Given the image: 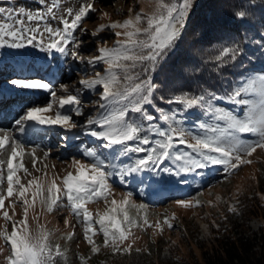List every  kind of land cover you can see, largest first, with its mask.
<instances>
[{
    "label": "rangeland",
    "instance_id": "374dc122",
    "mask_svg": "<svg viewBox=\"0 0 264 264\" xmlns=\"http://www.w3.org/2000/svg\"><path fill=\"white\" fill-rule=\"evenodd\" d=\"M50 2L51 0H49ZM90 2L97 10L89 12L83 19L82 25L74 31L76 42L80 43L79 52L85 58L99 55L98 49L101 46L112 48L117 41L125 39L124 36L115 35L117 31H124L119 28H107L99 32L97 36H92L91 33L96 32L101 24L123 23L124 20L134 19L137 14L150 16L155 11L156 0H90ZM83 3L84 0H59L54 12L57 16L64 15L65 18L71 19L66 15L68 9L75 12ZM0 7L41 11L44 6L39 4L38 0H15L14 4L9 3L8 0H0ZM105 13L107 15H104ZM29 23L36 24L37 22ZM38 23L41 29L45 25L62 27L59 19H53L51 16ZM258 23L262 24L263 21L259 19ZM128 31H133V29L129 28ZM66 47L71 49L72 44L70 43ZM0 63V87L5 86L13 91L27 90L10 84L13 79L47 82L50 84L51 91L56 93L55 99L48 90L28 89L44 96L35 107H47L48 103L53 104L52 109L38 115L54 119L59 112L70 115V122L74 121L77 124L76 128L71 129L65 128L63 125H50L42 135L41 140L44 141L42 146L40 142L32 147L24 145V155L14 162L22 163L27 169V173L23 170L17 173L21 183L27 184L28 180L33 177L50 180L55 176L57 184L62 187L63 176L68 172L76 174L73 160H80L85 164L99 160L108 171L113 169L119 171L125 166L134 165L137 158L145 156L143 152L139 154L129 152L127 155H123L124 145L105 147L106 141L92 137L83 129L89 116L102 119L108 115L109 111H116L128 103V101H122L119 105H113L108 111L100 109L97 102L100 101L103 85L84 89V86L79 83L81 80L96 79L97 73L107 77L109 75L108 65L105 62L101 61L95 66H91L86 61L81 62L71 56L61 55L55 50L45 53L39 48L28 46L25 48H0ZM112 71L117 76L122 75L121 69ZM135 71H139V69ZM48 72L52 74L51 77L46 76ZM17 73H28L29 76L18 77ZM261 74H264V68L249 71L240 78L236 89L242 86L249 89L248 93L242 94L243 98L259 100V91L264 86ZM21 75L25 76L26 74ZM62 86H68L67 93L63 91ZM116 88L122 89L123 85H116L113 90ZM77 89L80 91L77 92ZM68 94L78 95L82 102L83 115L74 114L77 106L60 107L59 99ZM23 102L29 103V100ZM214 105L241 117L247 107L244 105L237 107L224 100L214 101ZM152 106L153 102L144 104L143 108L148 112V108H152ZM27 109L19 114H26ZM154 110L155 119L151 122L145 120L139 113L128 112L125 117L129 123L142 128L137 135L140 137L149 136L152 141L161 138L158 134H150L147 131L149 124H154L161 130H167L169 123L174 127L183 128L187 135V143H194L191 140L192 135H204V130L200 128V125L212 123L210 117L204 115L206 109L199 105L193 106L191 109L184 107L173 113L166 112L164 109L158 111L155 106ZM164 115H168L170 121H164ZM177 121H179L178 124ZM220 123L223 126V122ZM90 127L97 131L106 130L97 125ZM1 129L3 127H0ZM15 129L18 128L15 127ZM237 135L245 142H253L258 139L257 135L251 133H238ZM125 143L132 146L138 142L133 140ZM174 145L171 151L175 154H182L184 151L191 152L186 144H179L174 140ZM84 152H89L92 155L85 156ZM4 153L9 154L6 150ZM45 153L48 155L46 156ZM35 157L43 159L44 162L37 163ZM246 158L250 159L252 163L240 165L238 169L233 170L231 175L227 176L219 168L213 167L198 170L199 174L189 175H171L163 172L158 175L152 172L137 173L128 175L125 183H121L115 176L109 178L112 191L110 199L120 201L123 199L122 194L125 191L134 193L133 197L129 199V203L124 207L130 218L135 221V226L124 225L130 235L129 239L120 245V248L123 249L131 244V250L128 252L113 251L111 245L106 246L104 243L103 232L100 230L98 220L99 216L107 211L109 205L102 198L90 201L85 205L90 213L95 233L94 235L89 233V235H92L94 245L98 249L96 252L92 251V245L84 237L87 222L83 220L82 213L77 218L70 207L66 206L68 204L66 197L58 201L61 206L54 208L51 213L44 210L37 201L35 208L29 209L28 212L29 234L33 237H38L42 233L47 235V243L53 253L54 264H99L103 260L108 261L109 264H132L134 260L136 264L138 262V264H202L201 247H211L214 231L219 230L221 225L227 227L230 224L229 215L239 216L243 210L244 202L253 204L255 201L250 217L248 216L250 219L246 222L254 229L263 223L256 214L264 210V185L261 183V178L264 176V149L258 148L256 152ZM183 164V160L174 163L165 160L161 168L166 165L178 168ZM4 165L2 171L5 179L0 181V194H6V164ZM178 200L191 201L192 206L185 208L177 203ZM133 204L137 207L132 206ZM141 204L145 207L139 208L138 205ZM230 208H235L236 211H229ZM3 211H7L14 220L24 219L22 202L14 195L5 200L4 208L0 209V231H11V221L6 222L3 219ZM145 218L148 221L147 225L144 224ZM65 219L68 220L67 224H65ZM166 219L173 225L172 228H169L165 223ZM156 223H160L161 228L157 229ZM105 226H108L107 221ZM57 245L62 255L56 254ZM0 248L5 249L4 252H0V264H7V250L10 248V244H6L0 238ZM136 249L140 251H136Z\"/></svg>",
    "mask_w": 264,
    "mask_h": 264
},
{
    "label": "snow or ice",
    "instance_id": "6c2138e0",
    "mask_svg": "<svg viewBox=\"0 0 264 264\" xmlns=\"http://www.w3.org/2000/svg\"><path fill=\"white\" fill-rule=\"evenodd\" d=\"M14 4L15 0H8ZM43 5L41 11H26L23 8L16 9L0 7V48H25L28 46L39 48L42 52H51L55 50L61 55L71 56L81 62H87L91 66L103 61L108 65L107 77L97 73L94 80H81L79 83L84 89H92L95 85H103V91L100 101L97 102L100 109L108 111L113 105H119L122 101H128L122 108L116 111H109L108 115L102 119L89 116L83 129L92 137L106 141L105 147L109 145H124L123 155L132 153H145L142 158H137L132 166L116 171H108L106 166L99 160L94 163L85 164L80 160H73V166L76 168V174L68 172L61 180L62 187L57 184V178L53 176L50 180H44L41 177H33L27 184L21 183L17 173L23 170L27 173L22 163H14L24 155V143L19 141L18 137H12L7 132L0 136V150H6V161L0 160V165L6 163V194H0V209L4 208L5 200L15 197L22 202L24 219L14 220L7 211H3V219L11 221V231H0V238L6 244H10L7 250V264H54L53 253L47 243V235L42 233L38 237L29 234L27 217L29 209H34L37 201L47 212H53L54 208L61 205L63 197H66L67 207L76 214L77 218L83 215V220L87 222L84 231V237L92 245V251L98 249L94 245L92 235L95 234L92 228L91 216L85 207L87 203L95 199H103L109 205L107 211L99 216L98 223L103 232L104 243L111 245L113 251L131 250V244L121 249L120 245L129 239L130 233L125 224L135 226V221L130 218L125 210V205L133 197V191H125L123 199L117 201L110 199L112 195L109 178L115 176L121 183H125L128 175L137 173L152 172L153 174L168 173L171 175H189L199 174L198 170L205 168H219L226 176L231 175L233 170L240 165L250 164V157L256 150L264 149V86L259 91V100L243 98L242 94L248 93L249 89L242 86L233 90L227 96H219L210 93L206 98L204 95L189 98L187 95L176 97L175 100L169 99L168 103L178 102L185 108L191 109L199 105L205 108V116L210 117L211 124H202L200 128L204 130V135H192L191 140L194 143H187V135L183 128L174 127L171 123L167 130H161L154 124L147 125V131L150 134H158L161 139L152 141L149 136L140 137L137 135L142 128L129 123L125 117L128 112L139 113L141 116L151 122L155 118L144 108V104H151V97L155 91L156 85L153 82L152 74L159 68L170 52L177 46L185 34V28L188 16L196 4V0H156L155 11L150 16L137 14L134 19L124 20L123 23L116 22L110 25L101 24L92 36H97L101 31L107 28L124 29L123 32H115L116 36H124L123 41H117L112 48L101 46L99 55L85 58L79 52L80 43L76 42L74 31L82 25L83 19L89 12H95L93 3L90 0H84V3L73 12L68 9L67 16H57L54 9L57 8L59 0H38ZM238 19H245V12L234 13ZM104 15H107L105 13ZM51 16L53 19H59L62 27H52L45 25L43 29L39 27L40 21L47 20ZM37 22L30 24L29 22ZM132 28L133 31H128ZM199 35L198 33L196 34ZM39 37V38H38ZM47 37V38H46ZM72 44V48L66 47ZM240 52L239 45L235 47H225L223 53L216 59L221 64H227L229 60L223 57L230 54L229 59L235 61ZM121 69L122 75L117 76L112 70ZM139 69V71H135ZM264 81V74H261ZM10 84L17 88L43 89L51 92L52 97L56 98V93L51 91L50 84L37 80L13 79ZM116 85H123V88H113ZM65 93L68 92V86H62ZM77 92L80 90L77 89ZM6 100V90H0V104ZM224 100L233 105L247 106L243 116L231 111L224 110L214 105V101ZM59 105L62 108L65 105H74V114L83 115L82 102L78 95L68 94L59 99ZM53 108L52 103L47 107H30L26 114L15 120L20 132H26L25 122H35L37 125H63L65 128H76L77 124L71 121L70 115L57 113L54 119L45 118L39 113H44ZM158 111H162L159 110ZM164 121H170L168 115L163 116ZM220 122H223V126ZM177 124L179 121L176 122ZM97 125L106 130H93L90 126ZM29 126V125H28ZM255 134L258 139L253 142H245L237 134ZM137 141L135 145L129 146L125 142ZM174 140L179 144H186L191 150L184 151L182 154H175L171 151L174 148ZM7 144V149H6ZM35 151V150H33ZM195 155H192V154ZM85 156H91L89 152L83 153ZM47 156L48 153H45ZM165 160L173 163L183 160L184 164L178 168L166 165L161 168ZM5 179L4 172L0 170V181ZM186 183V181H185ZM30 194V199H29ZM219 199V198H218ZM178 204L185 208L192 206L191 201L178 200ZM132 206L137 207L135 204ZM144 208L145 205H138ZM229 211L235 212V208ZM107 225L105 226V222ZM68 220L65 219V224ZM165 223L169 228L173 225ZM147 225V218L144 220ZM151 227V225H148ZM157 229L161 228L160 223H156ZM0 248V252H4ZM136 251H140L136 249ZM56 254L62 255L59 246H56Z\"/></svg>",
    "mask_w": 264,
    "mask_h": 264
},
{
    "label": "trees",
    "instance_id": "16d2710c",
    "mask_svg": "<svg viewBox=\"0 0 264 264\" xmlns=\"http://www.w3.org/2000/svg\"><path fill=\"white\" fill-rule=\"evenodd\" d=\"M240 11L245 12V19L234 14ZM259 19L264 21V0H196L184 36L153 74L156 88L149 114L154 115V106L169 113L183 109L178 102H167L176 97L227 96L244 74L263 69L264 24ZM237 44L240 52L234 62L230 54L223 57L229 60L227 64L216 59L225 47ZM253 204L244 202L239 216L229 215L230 224L214 231L211 247H201L202 264H264V210L256 214L263 221L257 229L246 222Z\"/></svg>",
    "mask_w": 264,
    "mask_h": 264
},
{
    "label": "bare ground",
    "instance_id": "6f19581e",
    "mask_svg": "<svg viewBox=\"0 0 264 264\" xmlns=\"http://www.w3.org/2000/svg\"><path fill=\"white\" fill-rule=\"evenodd\" d=\"M49 73L50 72L46 73L47 77L52 76V74H49ZM17 74H19L18 77H28L29 76L28 73H17ZM21 74H26V75L23 76ZM0 79H1V77H0ZM0 90H6V100L3 104L8 103V102L13 101V100H17V99H21L22 101L29 100V103L24 102V104H19L16 107L19 110V112L26 110L27 108L37 106V103L40 102V99H42L44 97L42 94H37L36 92L30 91L28 89L27 90H21V91H13V90L6 88L5 86H1ZM0 105H2V104H0ZM20 116H22V115H20ZM49 126L50 125H37V124H35V122H25L26 132L22 133V132H20L19 128L15 129V127H17L15 122H7L6 121V122H3L0 124V127H3V129L0 130V136H3L4 133L8 132V130H9V132H8L9 135H11L14 138L18 137L19 140L21 142H23L24 145L27 147H32L37 142H40V145L42 146L44 143V141L41 140L43 137L42 135L44 134L45 130ZM6 149H7V144H6ZM4 152H5V150H0V156H1L0 160L6 161L8 154H5ZM38 157H40V156H38ZM35 158L34 159L37 161V163L44 162L43 159H40L37 157H35ZM4 166L5 165H0V170H3Z\"/></svg>",
    "mask_w": 264,
    "mask_h": 264
}]
</instances>
